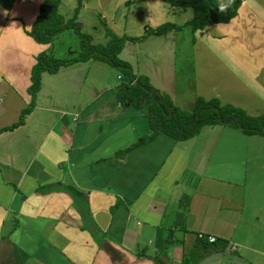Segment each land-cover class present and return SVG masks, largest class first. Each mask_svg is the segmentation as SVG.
Returning a JSON list of instances; mask_svg holds the SVG:
<instances>
[{
    "label": "crops",
    "instance_id": "1",
    "mask_svg": "<svg viewBox=\"0 0 264 264\" xmlns=\"http://www.w3.org/2000/svg\"><path fill=\"white\" fill-rule=\"evenodd\" d=\"M43 2L0 0V264H264V209L252 207L257 205L244 190L252 170L244 139L252 135L218 125L230 130L218 134L216 126L206 127L184 142L159 133L129 149L151 134L148 106L120 105L116 94L126 81L117 83L123 77L99 60L41 74L32 98L28 89L37 57H73L57 55L60 35L72 29L49 44L28 36ZM250 2L243 1L228 24L233 35L249 29L255 30L251 38L257 35L249 26L262 18ZM161 3L173 14L179 9ZM75 8L70 17L59 14L68 20ZM82 9L81 4L78 14ZM218 25L224 24L205 30ZM125 30L113 34L126 40L124 48L138 40ZM205 34L207 43L215 41ZM197 51L193 64L203 68ZM138 60L127 64L141 77ZM142 61L157 67L150 53ZM86 76L94 78L85 84ZM23 111V124L9 130ZM186 191L187 209H177Z\"/></svg>",
    "mask_w": 264,
    "mask_h": 264
},
{
    "label": "rangeland",
    "instance_id": "2",
    "mask_svg": "<svg viewBox=\"0 0 264 264\" xmlns=\"http://www.w3.org/2000/svg\"><path fill=\"white\" fill-rule=\"evenodd\" d=\"M230 1L220 0L222 5ZM60 2L59 13L66 18L70 17V12L75 6L78 7L79 0H60ZM80 2L85 9L78 14L79 34L87 36L92 45H104L109 40V34L119 36L124 34L125 29L133 30V33L131 31L129 33H132L130 36L138 37L136 44L127 45L118 58L132 66L135 59L139 58L138 63L144 74L141 78L152 87L162 89L163 95L170 98L179 110L191 112L196 98L207 96L208 99L221 98L234 107L247 110L251 116L264 115V0L250 2V6L257 7L252 10H257L259 17L262 18L260 23L255 20V23L249 26L256 27V39L251 38L255 30L249 29L247 33L237 31L233 35L234 32L230 33L231 29L227 28L228 24L193 33L190 27L185 25L192 19L190 9L184 11L179 8L173 14L171 7L159 4V0H80ZM261 7L263 8L258 10ZM243 13L246 14V10H241V14ZM102 15H104L103 18ZM167 22L176 24L181 29L163 37H154L145 31ZM77 32L79 30L72 29L70 33L60 35L57 43L59 57L64 58L69 55L75 57L81 52L80 35ZM198 32L201 33V36L198 35L199 40L196 39ZM208 32L212 33L215 40L213 43L209 42L211 46L207 45L209 43L205 33ZM203 37L206 38L202 40ZM194 40H197L195 46ZM62 43L66 45L64 49ZM135 46L138 48L137 53H135ZM196 47L197 54L203 53V68L195 67L193 64ZM149 53L155 58L157 67L150 68L142 61ZM205 69L206 75L203 74ZM115 70L118 72L117 76L122 78V73L116 68ZM196 75L200 82L197 81ZM86 77L85 84L94 78ZM125 81L123 77L117 83ZM227 128L229 127L216 125L212 130L220 134L222 131L230 130ZM205 132L211 131L207 129ZM236 132L239 131L236 130ZM244 140L248 148L247 167L252 169L247 175V183L250 184L244 190L248 195L247 201L252 199V203L257 205L252 207L263 210L264 136L252 135L251 139L245 137ZM250 147L251 150H249ZM214 163L218 164L215 158ZM215 192L221 193L217 189ZM189 195V191L180 194L177 209H187L186 198H189ZM176 196H179V193L173 197ZM261 197L262 201L255 200Z\"/></svg>",
    "mask_w": 264,
    "mask_h": 264
},
{
    "label": "trees",
    "instance_id": "3",
    "mask_svg": "<svg viewBox=\"0 0 264 264\" xmlns=\"http://www.w3.org/2000/svg\"><path fill=\"white\" fill-rule=\"evenodd\" d=\"M243 1L245 0H231L228 4L221 6L220 0H165L172 7L192 11V19L185 25L190 27L193 33L217 24H229L237 16V11ZM60 5V0H44L40 5L36 21L31 31L27 32L28 36L38 44H49L65 30L79 28L76 18L81 6L80 0L78 7L68 20L59 14ZM180 29L173 24L165 23L150 33L160 37ZM79 35L81 52L77 56L55 59L50 53H42L37 57L36 65L31 72V86L28 89L32 98L39 90L41 74L55 73L60 68L74 63L99 60L116 68L126 80L125 85L116 94L120 105L132 106L136 109L148 106L147 116L151 134L139 138L129 149L148 143L159 133L168 135L176 142H184L196 137L203 128L216 125H228L247 136L264 135V115L251 117L242 109L231 105H221L216 99L197 98L191 112L176 108L170 98L158 94L144 79L133 75L130 66L118 58L126 43L124 38L109 34L106 44L92 45L87 36ZM25 114L26 111H23L19 123L9 130L22 125Z\"/></svg>",
    "mask_w": 264,
    "mask_h": 264
},
{
    "label": "built area",
    "instance_id": "4",
    "mask_svg": "<svg viewBox=\"0 0 264 264\" xmlns=\"http://www.w3.org/2000/svg\"><path fill=\"white\" fill-rule=\"evenodd\" d=\"M198 237H199V238H203L202 235H198ZM207 240H208V242H210V243L215 242V238H213V237H207Z\"/></svg>",
    "mask_w": 264,
    "mask_h": 264
},
{
    "label": "clouds",
    "instance_id": "5",
    "mask_svg": "<svg viewBox=\"0 0 264 264\" xmlns=\"http://www.w3.org/2000/svg\"><path fill=\"white\" fill-rule=\"evenodd\" d=\"M221 10H223V8H221Z\"/></svg>",
    "mask_w": 264,
    "mask_h": 264
}]
</instances>
